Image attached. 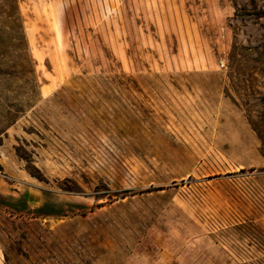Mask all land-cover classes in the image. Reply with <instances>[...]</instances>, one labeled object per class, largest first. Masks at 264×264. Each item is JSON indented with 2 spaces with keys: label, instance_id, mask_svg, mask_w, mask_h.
<instances>
[{
  "label": "rangeland",
  "instance_id": "374dc122",
  "mask_svg": "<svg viewBox=\"0 0 264 264\" xmlns=\"http://www.w3.org/2000/svg\"><path fill=\"white\" fill-rule=\"evenodd\" d=\"M20 11L27 53L0 10V264H264V0Z\"/></svg>",
  "mask_w": 264,
  "mask_h": 264
},
{
  "label": "trees",
  "instance_id": "16d2710c",
  "mask_svg": "<svg viewBox=\"0 0 264 264\" xmlns=\"http://www.w3.org/2000/svg\"><path fill=\"white\" fill-rule=\"evenodd\" d=\"M0 4V10L5 14L8 24L14 33L16 48L27 53L29 45L25 33L24 20L20 11V0H0ZM26 56L27 60L32 62L31 57L29 55ZM262 153L264 155V148H262Z\"/></svg>",
  "mask_w": 264,
  "mask_h": 264
}]
</instances>
